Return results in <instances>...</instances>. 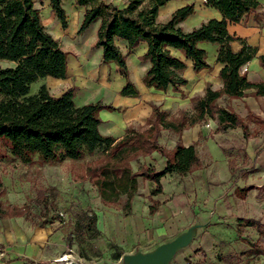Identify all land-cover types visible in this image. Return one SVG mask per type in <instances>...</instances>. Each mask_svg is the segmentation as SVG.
Segmentation results:
<instances>
[{"label": "trees", "instance_id": "1", "mask_svg": "<svg viewBox=\"0 0 264 264\" xmlns=\"http://www.w3.org/2000/svg\"><path fill=\"white\" fill-rule=\"evenodd\" d=\"M122 1L123 4L118 5L106 0H76L78 6L85 7L78 33L85 32L93 22L100 20L93 47L102 49L101 63H115L118 66L126 80L120 91L122 95L140 96L139 89L131 79L127 59L142 43L147 44V50L139 59L149 63L143 76V82L148 87L164 92L169 88L174 92H183L182 86L188 84V79L183 75L187 68L186 60L193 62L196 73L212 68L207 50L200 46L204 42L218 46L216 61L223 65L219 72L223 87L214 90L209 84L203 96H193L192 112L180 110L175 115L162 105L151 102L153 109L146 124L139 128L130 125L126 134L116 139L101 131L103 121L100 112L104 109L118 110V107L102 100L77 105L75 97L78 86L56 96L43 83L36 93H30L31 85L39 79L67 77L69 52L48 31L41 9L37 6L38 0H0V59L14 64L0 66V138L12 156L24 164L81 160L102 147V156L86 170L102 203L109 207L118 206L125 196L123 208L130 212L141 178L155 183L149 195L152 202L150 214H155L160 202L153 197L164 192L162 179L173 174L184 176L203 166L199 153L200 141L185 146L182 140L185 130L214 120L218 125L216 132L240 128L246 141L260 134L264 139V118L251 110L244 118L218 102L223 96L242 98L249 89L254 90L251 95L255 97L264 96V80L254 83L248 79L246 72L240 73L242 67L257 55L258 48L235 37L228 28L230 23H240L256 11L261 2L206 0L205 4L219 10L222 18H210L191 30H185L181 23L195 13L194 3L176 9L166 22H159L160 8L171 0ZM50 6L62 27L67 28L68 15L63 0H50ZM236 40L242 44L238 50L232 45ZM119 43L126 44V53ZM259 62L264 67V54L259 56ZM252 122L256 124V129L251 128ZM164 131L177 136L172 148L161 143ZM263 150L264 147L258 151L251 169L237 168L236 159L229 157L232 176L237 173L246 178L250 170L256 168L257 158ZM155 152L166 159L164 168L157 169L144 163L138 170L134 169L133 161ZM250 188L237 185L235 193L246 198ZM43 204L47 210L46 197ZM30 210L28 205L9 206L6 210L0 209V219L27 216ZM238 221L239 225L254 227L264 237V222L261 220L240 217ZM96 223V214L85 213L81 225L99 232ZM241 228L238 229L239 235L243 234ZM252 248L264 255V250L257 245Z\"/></svg>", "mask_w": 264, "mask_h": 264}, {"label": "rangeland", "instance_id": "2", "mask_svg": "<svg viewBox=\"0 0 264 264\" xmlns=\"http://www.w3.org/2000/svg\"><path fill=\"white\" fill-rule=\"evenodd\" d=\"M48 1L38 0L37 6L44 9ZM112 1L118 5L123 3ZM65 5L64 8L70 12L75 5L74 0H66ZM81 22L75 30L72 22L60 44L64 50L73 52L78 48L89 50L91 47L92 62L93 56L97 55L98 48L92 45L97 41L100 21L93 22L85 32L78 33ZM47 29L59 38L57 35L61 31L56 30L55 24H50ZM119 44L126 51L125 44ZM12 65V62L0 59V66ZM46 78L34 82L30 93H36ZM87 87L89 91L95 86L89 84ZM181 93L170 90L163 93L160 104L168 106L171 114L177 115L180 110L191 112V104H187L188 94ZM99 98L115 102L113 93L106 90L97 101ZM207 125L210 127V123ZM135 127L141 125L135 124ZM262 139V136L256 138L252 145L237 131L231 132L226 140L221 141L226 146V157L215 160L202 137L199 142L202 168L184 176H165L162 179L164 192L153 197L160 202V206L155 214H150L152 202L149 195L155 183L141 178L130 212L123 208L125 196L118 206L109 207L102 203L86 173L87 167L102 156V147L81 160L24 164L12 156L0 138V209L31 207L27 216L0 219V264H7L16 256L14 246L19 242V231H47L46 239L37 243L40 248L39 255L34 258L39 260L37 264H62L58 259L66 254L80 264H127L126 255L151 251L178 234H185L190 227H194L190 242L175 254L169 264H264V255L252 248L257 245L264 250V237L254 227L239 225L238 221L240 217H251L264 222V152L258 156L256 168L250 170L246 178L237 173L232 176L228 163V158L233 157L237 168L251 169L253 157L264 142ZM176 140L177 136L169 131H164L161 137V143L167 148H172ZM165 161L155 152L150 157L133 161V167L138 170L146 163L162 169ZM235 179L237 181L233 185ZM237 185L251 187L246 198L236 195ZM44 197L48 200L47 210L43 204ZM85 213L97 215L99 232L81 225ZM240 226L242 235L238 234ZM10 264H34V260L25 259L24 262L17 259Z\"/></svg>", "mask_w": 264, "mask_h": 264}, {"label": "crops", "instance_id": "3", "mask_svg": "<svg viewBox=\"0 0 264 264\" xmlns=\"http://www.w3.org/2000/svg\"><path fill=\"white\" fill-rule=\"evenodd\" d=\"M65 1L66 0H63V7L66 6ZM106 1L117 4L112 0ZM205 2L206 0H171L160 8L158 21L166 22L176 9L191 3L195 4L196 11L181 23L185 30H191L193 27L201 25L210 18L221 19V12L214 7L207 6ZM260 2L261 5L256 11L251 12L240 23H230L228 27L229 32L232 35L237 38H241L248 44L258 48L257 55L245 65L247 68V77L254 83L264 80V67L261 66L259 62V56L264 54V0H260ZM74 4L75 5L72 6L70 12L66 9L68 13L67 15L69 16V25L67 28H63L61 23L56 20L57 17L55 12H53L51 9L50 0L44 9L40 8L43 22L46 27L53 23L55 24L56 30L58 28L61 31L60 33L57 32L60 42L62 41V37H64L65 33L70 29L72 22L74 24V30L77 29L84 15L85 7L78 6L76 4V0H74ZM70 16H72V19ZM44 17L47 18V20L44 19ZM232 45L235 50L240 49L242 46L241 42L238 40L234 41ZM200 46L207 50L208 62L212 65V68L203 69L202 71L196 73L193 68V62L191 60H186L187 68L183 75L188 79V84L182 86V90L185 94H188L189 99L187 104L190 103L191 108V98L195 95L203 96L209 84H211V87L214 90H218L223 87L222 80L219 77V72L223 65L216 61L218 46L207 42L201 43ZM146 50L147 44L142 43L132 54L128 56L127 59L128 67L131 73V79L136 84L140 92V96L138 97L124 96L120 93L121 89L126 83V80L120 74L119 68L115 63H101V48L97 49V55L93 56L94 58L92 62L90 61L92 56L91 47L89 50H87V48H78L76 52H73L72 50H66L69 52L67 77L62 79L48 76L43 80V83H45L48 86L50 92L56 96L61 95L64 91L73 86H78L79 90L76 94L75 102L79 106L89 102L97 101V98L100 97L102 92L105 90L113 93L115 98V102L113 101L114 104L113 102L109 103L104 101V98L98 99L102 100L106 104H112L119 108L118 110L114 111L104 109L100 112L103 121L100 128L103 133L112 135L116 139H120L126 134L128 126H135V124L144 126L146 124L147 119L152 113L153 109L151 102L160 104L163 93H166L169 90L174 92L172 88H169L166 92L156 90L153 87H148L143 82V76L147 71L149 64L147 62H141L139 57L143 55ZM124 52H127V47L126 51ZM133 74L135 75V78H133ZM89 84H92L95 87H91V89L87 91V86ZM253 91V89L247 90L246 96L242 98H230L223 96L218 100V102L222 106H228L232 108L244 118L248 116L250 110L256 115L264 118V96L255 97L251 95V92ZM174 93L182 94L181 92ZM162 108L168 109V106L162 105ZM208 123H210V127H208ZM217 126V122L214 120H208L206 122L196 124L182 133L183 144L185 146H189L194 142L200 141V139L204 137L207 148L213 158L215 160L225 158L226 146L222 145V142L226 140V137L231 134V132L237 131L239 136H243V132L240 128L230 129L227 132H216ZM250 126L253 127L256 126V124L252 122ZM260 136L263 138V134H260L258 137ZM258 137L249 139V143L253 145L255 139ZM262 140L264 141V139ZM263 147L264 142L260 149ZM246 152L248 153L249 151ZM263 152L264 150L262 153ZM248 155L252 156L251 153H248ZM46 236L47 231L45 229H40L36 232L19 231L17 238L19 242L14 246V252L16 253V256L9 260L7 264H10L13 260L17 259H22L24 262L25 259L33 260L39 255L40 248L37 243L44 241Z\"/></svg>", "mask_w": 264, "mask_h": 264}, {"label": "water", "instance_id": "4", "mask_svg": "<svg viewBox=\"0 0 264 264\" xmlns=\"http://www.w3.org/2000/svg\"><path fill=\"white\" fill-rule=\"evenodd\" d=\"M194 227L187 229L185 236L178 234L175 238L160 244L151 251H140L135 254L126 255L125 262L127 264H169L175 254L184 246H186L192 237ZM67 264H80L77 261H70Z\"/></svg>", "mask_w": 264, "mask_h": 264}, {"label": "bare ground", "instance_id": "5", "mask_svg": "<svg viewBox=\"0 0 264 264\" xmlns=\"http://www.w3.org/2000/svg\"><path fill=\"white\" fill-rule=\"evenodd\" d=\"M58 261L62 262V264H66L70 261H74V258L71 255L66 254L64 257L59 258Z\"/></svg>", "mask_w": 264, "mask_h": 264}, {"label": "built area", "instance_id": "6", "mask_svg": "<svg viewBox=\"0 0 264 264\" xmlns=\"http://www.w3.org/2000/svg\"><path fill=\"white\" fill-rule=\"evenodd\" d=\"M246 71H247V68L244 66V67H242L240 73L241 74H244ZM33 260H34V264H37L39 262L38 259H33Z\"/></svg>", "mask_w": 264, "mask_h": 264}]
</instances>
